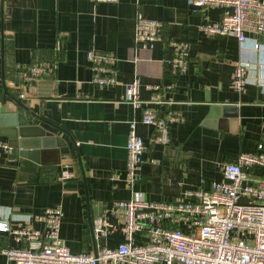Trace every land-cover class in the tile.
I'll return each mask as SVG.
<instances>
[{"label":"crops","instance_id":"0c3cea01","mask_svg":"<svg viewBox=\"0 0 264 264\" xmlns=\"http://www.w3.org/2000/svg\"><path fill=\"white\" fill-rule=\"evenodd\" d=\"M227 9L195 7L190 0H0L5 81L39 115L18 109L66 142L60 163H52V152L37 159L0 145V220L24 224L30 215L60 204L61 236L72 253L114 248L125 241L120 225L107 238L93 235L102 215L117 223L110 211L114 199H173L188 188L208 187L223 178L224 163L256 151L264 142V34L247 31L241 41L201 27L219 22ZM140 12L163 21L164 39L152 46L136 41ZM171 39L190 44L185 72L173 71ZM92 48L117 55L116 84H94ZM43 60L55 62L54 70L27 86L23 66ZM241 60L252 69L238 90L233 74ZM136 78L144 104L160 116L172 111L177 119L168 143L153 138L154 125L138 122L145 160L131 187L125 179L129 121L141 116L130 100ZM8 128L0 125L5 144ZM254 177L264 178V167L256 168ZM32 226L42 229L44 223L33 220ZM146 240V233L134 234L135 244ZM7 245L18 243L0 233V246ZM0 264H9L3 254Z\"/></svg>","mask_w":264,"mask_h":264},{"label":"built area","instance_id":"2783aa9c","mask_svg":"<svg viewBox=\"0 0 264 264\" xmlns=\"http://www.w3.org/2000/svg\"><path fill=\"white\" fill-rule=\"evenodd\" d=\"M114 1V0H109ZM195 7L225 5L227 10L216 23H202L213 34H234L241 41L247 31L264 34V0H190ZM163 21L145 16L136 17L135 39L152 46L164 39ZM175 55V73L185 72L189 65V42L171 39ZM260 43L256 42L255 47ZM92 61L95 85H114L118 57L114 52L88 50ZM56 63L49 60L23 66L27 86L48 77ZM252 65L241 60L233 74L235 88L242 90L248 82ZM131 102L141 108L139 119L129 121L126 183L133 187L140 179V166L145 160V144L137 130L139 121L152 124L153 138L170 141L171 122L177 119L172 111L160 116L146 106L139 96V79L131 82ZM153 87H159L155 84ZM25 95L24 92L21 94ZM0 145H9L0 141ZM264 167V142L254 152H241L234 161L223 164V178L212 180L208 187L188 188L173 199L117 198L111 213L113 224L102 215L96 220L97 238H107L118 225L125 241L117 247L104 246L97 253L74 254L61 236L62 206H48L41 214L30 215L24 224L12 225L0 220V233H7L18 246H0V254L9 264H264V178L254 177L256 168ZM41 221L37 229L32 221ZM135 233H146L147 240L134 243Z\"/></svg>","mask_w":264,"mask_h":264},{"label":"water","instance_id":"95a60500","mask_svg":"<svg viewBox=\"0 0 264 264\" xmlns=\"http://www.w3.org/2000/svg\"><path fill=\"white\" fill-rule=\"evenodd\" d=\"M1 60H2V82L0 83V125H5L9 132V146L20 148L21 154L29 155L33 158H45L46 154L52 152L56 154V158L52 163L61 162V147L66 145V142L51 132H47L45 128L33 124L25 113L19 111V107H23L33 115L37 116L35 111L30 108L31 102H24L15 93L11 92L4 75V44H3V31L1 32ZM9 97L8 100L7 98ZM93 226V225H92ZM94 231V226H93ZM95 237V233L93 232ZM95 244V243H94ZM94 250L95 247L93 246ZM97 253V251H95Z\"/></svg>","mask_w":264,"mask_h":264}]
</instances>
